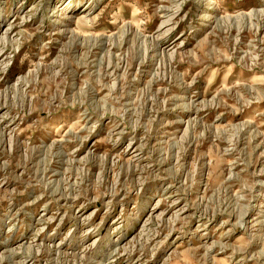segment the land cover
Returning a JSON list of instances; mask_svg holds the SVG:
<instances>
[{
  "label": "rangeland",
  "instance_id": "1",
  "mask_svg": "<svg viewBox=\"0 0 264 264\" xmlns=\"http://www.w3.org/2000/svg\"><path fill=\"white\" fill-rule=\"evenodd\" d=\"M0 264H264V0H0Z\"/></svg>",
  "mask_w": 264,
  "mask_h": 264
}]
</instances>
